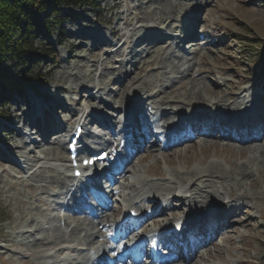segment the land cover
Segmentation results:
<instances>
[{"label":"rangeland","instance_id":"1","mask_svg":"<svg viewBox=\"0 0 264 264\" xmlns=\"http://www.w3.org/2000/svg\"><path fill=\"white\" fill-rule=\"evenodd\" d=\"M63 10L73 16L36 40L41 57L29 70L44 83L0 102V151L22 164L0 159V264H88L90 245L108 246L101 223L120 206L123 186L146 200L190 192L185 206L172 200L173 207L158 208L161 224L192 214L203 221L196 213L208 208L223 213L229 228L220 227L191 264H264V138H195L163 154L157 146L144 149L107 195L110 208L99 228V218L71 206L72 195L64 200L72 167L63 140L29 144L21 133L36 112L47 115L46 126L60 119L65 135L72 127L81 135L79 160L95 148L92 142L115 140L129 110L138 108L134 122L153 113L170 121L192 112L205 122L210 118L200 115L216 110L243 115L264 103V0H88ZM181 22L197 41L186 51L178 43ZM35 131L29 137H40ZM151 219L140 229L153 227ZM70 255L76 257L66 260Z\"/></svg>","mask_w":264,"mask_h":264},{"label":"trees","instance_id":"2","mask_svg":"<svg viewBox=\"0 0 264 264\" xmlns=\"http://www.w3.org/2000/svg\"><path fill=\"white\" fill-rule=\"evenodd\" d=\"M85 3L88 0H0V102L21 95L24 86L37 90L44 83L29 70L41 57L36 40L73 16L63 8Z\"/></svg>","mask_w":264,"mask_h":264},{"label":"bare ground","instance_id":"3","mask_svg":"<svg viewBox=\"0 0 264 264\" xmlns=\"http://www.w3.org/2000/svg\"><path fill=\"white\" fill-rule=\"evenodd\" d=\"M179 27H180V29H182V30H184V31H181V33H180V35L182 36V35H184V34H186V35H190V34H192V32H191V30H189L188 32H187V30H185L184 29V24H182V22L181 23H179ZM186 31V32H185ZM180 36V37H181ZM199 72H196V74H198ZM231 97H233V96H235V94L234 93H231V95H230ZM199 100V99H198ZM196 101V104L197 103H200L201 102V100H199V101ZM190 102V101H189ZM176 111V110H175ZM252 111L254 112V113H252V114H254L253 115V117L254 118H256L257 117V119H259L260 117H264V115H263V108H260V107H253L252 108ZM178 114V113H177ZM181 114V113H180ZM193 115V114H192ZM47 117V115L46 114H44V113H38V112H36L35 114H31V116L30 117H28V119H27V122L28 121H30V120H32V122H34V124H40L41 125V130H43L44 129V132L46 131H50V130H48L49 129V127L50 126H46V125H48L49 123H48V121L47 120H45V118ZM257 119H255V120H257ZM262 119V118H261ZM196 121L195 122H197V123H200V121H203V122H205V119H195ZM55 122V121H54ZM51 126H53V125H51ZM56 126H59V122H57L56 123ZM43 131H42V133H43V135L45 134ZM248 139H252V138H246L244 141H246V140H248ZM33 143H36V142H33ZM241 147H243V146H241ZM246 147V146H245ZM244 148V147H243ZM104 150V149H103ZM102 150V151H103ZM3 150H1L0 151V159H3L2 158V156H4V158H8L9 159V161H11V162H14L13 161V159H12V156L11 155H8V154H6L4 151V153L2 152ZM8 152V151H7ZM101 152V151H100ZM143 152V151H142ZM139 153H137L136 155H138ZM186 160H188V159H186ZM189 162V161H188ZM127 165V164H126ZM126 165L120 170L123 174H125V173H127L128 172V169H127V167H126ZM158 175H162V173H157ZM68 177H70L69 175H68ZM70 179H72V176L70 177ZM182 182H183V180H182ZM132 186H134V185H132ZM178 187V186H177ZM179 187H181V186H179ZM184 187H182V189H183ZM181 189V190H182ZM185 191H187V190H185ZM134 194V195H133ZM133 194H128L127 193V195H128V200L130 201V202H136L138 199H139V197H140V195H136L135 196V194H141L142 196H144L143 194H142V192H136V193H133ZM188 194V196H190L191 195V193L190 192H188L187 193ZM186 194V195H187ZM133 195V196H132ZM184 193H181V194H176V196L177 197H175V198H173L172 200L174 201V200H179L178 202H182V204L185 206L186 204H185V202H184V199H186L187 198V196H186ZM173 196H174V194H173ZM161 199H163V197H160ZM152 199H154V198H152ZM150 202H152L153 200H149ZM173 207V206H172ZM183 207V206H182ZM131 208H135L134 207V205H132L131 206ZM157 208L158 207H154L153 209H156L157 210ZM160 208V207H159ZM165 209V208H164ZM140 212H142L143 213V211L142 210H139ZM157 211H159V209L157 210ZM157 211H155V212H153L152 213V216H150L152 219V221H153V223L155 224V223H158L159 221V217H161L162 215H157L156 217L154 216L156 213H159V212H157ZM187 213V212H186ZM185 213V214H186ZM196 213V212H195ZM211 213V218H213V219H217V225H218V227H219V230H220V226H222V222L223 221H226L227 219H225L221 214H223V213H221V212H213V211H211L210 212ZM217 213H219V214H217ZM185 214H183V216L185 215ZM190 214H192V213H190ZM187 215V214H186ZM196 215H197V213H196ZM198 216V215H197ZM145 217H149V216H145ZM186 217V216H185ZM196 216L195 215H193L192 214V216H189V217H186V218H183V219H180V226H182V225H184L185 223H187L188 221H190L191 219H194ZM219 219H218V218ZM221 218V219H220ZM196 219H199L200 221H201V219L200 218H196ZM161 221V220H160ZM204 221V220H203ZM203 221H201L202 223H203ZM102 222V221H101ZM100 222V223H101ZM176 222H177V220H176ZM178 223V222H177ZM101 224H103V226L105 225V226H107V225H110L111 224V221L109 220V218L107 217L106 219H105V223H101ZM164 225H166V222L165 223H163ZM102 226V227H103ZM141 226H142V224H141ZM107 229H110V228H108L107 227ZM90 253V252H89ZM97 253V252H96ZM133 258L134 259H136V258H138V255H134L133 256ZM192 261V262H191ZM153 262H157V260H153ZM186 262V263H185ZM184 263L185 264H191V263H193V258L189 255V256H187V257H185L184 258ZM195 263H197V261H195L194 262V264ZM166 264H168V263H166ZM171 264H174V262H172Z\"/></svg>","mask_w":264,"mask_h":264}]
</instances>
